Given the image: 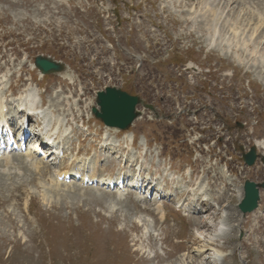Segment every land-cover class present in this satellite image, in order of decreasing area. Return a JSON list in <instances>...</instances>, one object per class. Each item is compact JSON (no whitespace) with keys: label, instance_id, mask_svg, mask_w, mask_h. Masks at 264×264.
<instances>
[{"label":"rangeland","instance_id":"1","mask_svg":"<svg viewBox=\"0 0 264 264\" xmlns=\"http://www.w3.org/2000/svg\"><path fill=\"white\" fill-rule=\"evenodd\" d=\"M199 1L0 0V95L15 103L31 89L43 110L33 111L29 124L49 118L46 131L62 144L69 140L67 157L78 150L84 157L95 136L106 135L107 149L95 146L96 156L88 155L87 181L114 175L111 153L118 148L119 157L133 141L125 155L141 158L135 176L142 161L161 187L167 185L161 172L178 183L189 170L202 183L171 189L219 206L196 225L198 217L176 211L167 196L164 212L149 216L144 210L156 213L153 206L143 210L136 195L59 182L47 166L52 158L46 163L28 150L12 153L7 167L0 164V264H264V191L256 211L242 216L237 210L244 181L260 183L264 174L259 160L246 167L241 159L264 139V84L252 68L264 57V0H209L222 18L242 9L240 17L252 19L236 32L222 25L220 35L233 39L228 58L208 48L211 32L186 17L205 11ZM246 36L251 40L240 42ZM37 56L62 63L64 73L42 77L33 65ZM107 87L141 99L126 131L115 133L91 115L96 93ZM114 197L129 202L117 204Z\"/></svg>","mask_w":264,"mask_h":264},{"label":"bare ground","instance_id":"2","mask_svg":"<svg viewBox=\"0 0 264 264\" xmlns=\"http://www.w3.org/2000/svg\"><path fill=\"white\" fill-rule=\"evenodd\" d=\"M212 1H214V0H212ZM199 3L202 5V7L205 9V11H202L201 13L200 12L199 13H196V12L192 13V14H194L195 17H190L188 15L186 17H188L192 26H198L199 28H201L203 30L211 32V34L209 36H207L205 39V43H206V46L208 48L217 50L221 53V56L228 58V54L230 52H232V47L230 46L229 41L233 42V39H228L229 40L228 41V40H226L227 38H225V36L220 35L222 25H225V26L228 25L231 27L232 31L236 32L240 28H245L246 27L245 23H248V24L251 23L252 19L249 18V20L246 21L248 18L247 16L244 19L241 18L240 14L241 13L244 14V10H242V9L234 12V14L232 16H229V18H226V17L222 18V15H221L222 11L218 12L219 11L218 9L215 10L216 6H214V4H212V3H210L209 0H200ZM227 8H228V6H227ZM189 15H190V13H189ZM198 18H199V20H198ZM246 37L247 38L244 37L240 42H249L251 40L250 39L251 37H249V36H246ZM255 40L252 41L253 45L257 44V42ZM240 42H239V44H240ZM237 45L238 44H236V47H238ZM261 55H262V52H261ZM235 59L239 63L242 62V60H240V58L238 56H236ZM246 67H248V65ZM252 68H254L256 71V76L255 75L254 76L257 77L259 79V81L264 84V57L262 58V56H261V57H258L257 59H255L253 61ZM21 99H22L21 102H23V104L27 107V109H29V108H30L29 110L34 109V107H33V106H35L34 97H33V93L31 91H29V89L23 91V93L21 95ZM2 109H3V104L0 101V111ZM112 131H114L115 133L116 132L119 133L118 130H116V129H112ZM254 143H255L256 147L264 154V139H262L261 141L254 142ZM63 175L66 176V178L67 177L73 178V176H75L73 173H69V172L67 174H63ZM167 180L174 183V181H172L170 178H167ZM100 183L103 184L104 180H101ZM188 183H190V182H188ZM202 188H204V187H202ZM190 194L192 195V193H190ZM240 194H241V192H240ZM217 199L220 200L221 198L217 197ZM186 200L188 202L190 200L191 201L190 203H199L200 202V204H202V205H203L204 201H207L206 199H201V201H199L198 199H193V198H190L189 196H187ZM142 205H145V207H148V208L150 207L149 205H146L144 202H142ZM218 209H219V206L217 204H215V206L214 205L209 206L207 211L209 213H212L214 210H218ZM153 210L156 212H162L163 209H162L161 205H158L156 207L153 206ZM204 211H206V209ZM201 219H202V217H198L196 219V225H198V223H199V221H201ZM218 224L220 225V227L218 228L219 234L220 235L225 234L226 233V225L222 224V221H219ZM203 255H204V251H202V250H200L197 254L198 257H202Z\"/></svg>","mask_w":264,"mask_h":264},{"label":"water","instance_id":"3","mask_svg":"<svg viewBox=\"0 0 264 264\" xmlns=\"http://www.w3.org/2000/svg\"><path fill=\"white\" fill-rule=\"evenodd\" d=\"M35 67L41 74H54L64 70V66L56 63L49 58L36 57ZM96 107L91 109L92 114L100 120L105 126L117 128L119 130L127 129L133 120L139 115L135 107L141 103L138 97H132L118 89L106 88L104 92H98L95 100ZM256 148L251 147L249 152L242 154V159L247 166H252L256 160ZM264 167V158L261 157ZM264 179V178H263ZM258 188L264 190V182L256 185L253 182L245 181L243 186V198L237 206L242 215L252 212L257 207L259 200Z\"/></svg>","mask_w":264,"mask_h":264}]
</instances>
